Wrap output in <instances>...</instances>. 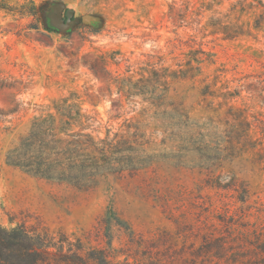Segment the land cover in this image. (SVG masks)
Here are the masks:
<instances>
[{
    "label": "rangeland",
    "instance_id": "rangeland-1",
    "mask_svg": "<svg viewBox=\"0 0 264 264\" xmlns=\"http://www.w3.org/2000/svg\"><path fill=\"white\" fill-rule=\"evenodd\" d=\"M51 124L97 142L87 175L9 163ZM19 224L116 264H226L207 238L246 260L238 233L264 227V0H0V226Z\"/></svg>",
    "mask_w": 264,
    "mask_h": 264
},
{
    "label": "trees",
    "instance_id": "trees-1",
    "mask_svg": "<svg viewBox=\"0 0 264 264\" xmlns=\"http://www.w3.org/2000/svg\"><path fill=\"white\" fill-rule=\"evenodd\" d=\"M55 131L52 124L47 128L33 127L23 138L22 154L9 163L24 167L37 175H49L50 171L62 169V166V173L71 172L73 159L79 158L80 172L76 176L87 175L85 173L88 172L87 167L90 164L81 159L79 151L85 149V145H89L93 150L97 149V142L95 143L90 134L66 132L65 135L70 137L68 139L57 137ZM102 140L98 139L99 142ZM36 144L39 148L35 155L32 151ZM69 145L71 147H68ZM45 150L48 154L42 156L40 153ZM93 159L95 164L97 159ZM248 231L250 233L247 234ZM238 234L237 246L248 255L246 260L236 259L234 246L220 238H207L201 248L206 254L211 252L216 259L224 258L226 264H264V227L253 226L251 230ZM244 239L246 243L242 244ZM109 248L111 249L84 250L79 241H72L63 233L56 237L46 229L28 227L25 224L9 228L0 226V264H116L113 262L114 249Z\"/></svg>",
    "mask_w": 264,
    "mask_h": 264
},
{
    "label": "water",
    "instance_id": "water-1",
    "mask_svg": "<svg viewBox=\"0 0 264 264\" xmlns=\"http://www.w3.org/2000/svg\"><path fill=\"white\" fill-rule=\"evenodd\" d=\"M71 14H72V10L68 9V10L66 11V15L69 17V15H71Z\"/></svg>",
    "mask_w": 264,
    "mask_h": 264
}]
</instances>
